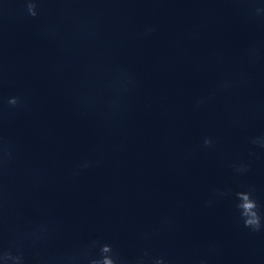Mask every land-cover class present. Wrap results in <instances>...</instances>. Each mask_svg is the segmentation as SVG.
Returning a JSON list of instances; mask_svg holds the SVG:
<instances>
[{
	"label": "clouds",
	"instance_id": "obj_1",
	"mask_svg": "<svg viewBox=\"0 0 264 264\" xmlns=\"http://www.w3.org/2000/svg\"><path fill=\"white\" fill-rule=\"evenodd\" d=\"M43 0H22L23 15L32 20H38L42 14ZM61 3H88L95 4L103 0H59ZM234 3L243 5L240 9L247 19L255 22H264V0H233ZM0 5V21L8 14L10 9ZM67 11V10H64ZM104 10L92 9L89 15L76 22L75 32L81 39L96 40L101 36V21ZM153 25H146L139 36L141 38L151 36L155 32ZM40 35L46 40L57 41L61 38V27L58 24H45L41 27ZM247 63L254 68L260 61V49L253 43L246 50ZM118 88L114 98L108 99L105 110L112 116H118L125 108L123 98L131 94L136 88L137 81L133 73L126 68L116 70ZM4 83L2 63H0V86ZM238 79L228 77L219 80L215 91L211 94L197 96L193 107L196 110L206 107L211 100L220 94L230 93L238 86ZM9 110H18L24 107V99L13 95L7 98ZM78 103L82 108H89L91 97L81 96ZM235 123V121H234ZM248 143L253 149L264 150V133L248 137ZM216 140L211 135H205L201 139L202 150H211L215 147ZM19 145L17 141L5 132L4 122L0 119V264H174L173 259L166 253H154L152 243L163 233L172 230L177 223L174 215H165L154 226L139 234L142 244L140 250L134 256L122 254L112 242L101 238H81L75 243L64 247L57 245L64 239L61 228L43 217L46 211L34 205L41 219L30 224L22 233L8 235L7 213L11 206V198L7 177L14 168L18 156ZM255 151H250L249 156H255ZM102 161L91 157H83L76 162L70 172V177H78L84 172L100 167ZM234 175H244L251 171L247 162H234L232 165ZM34 182L38 174L34 171L31 175ZM234 197L235 212L238 221L249 235L264 236V210L254 197V188L248 186L246 190L232 192L230 188H217L212 191L209 199L205 200V209H214L216 204L223 199ZM221 252V245L215 241L207 243L205 251L193 258L191 264H212L215 257Z\"/></svg>",
	"mask_w": 264,
	"mask_h": 264
}]
</instances>
